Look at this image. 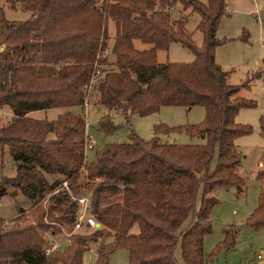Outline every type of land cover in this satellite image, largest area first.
<instances>
[{"label":"trees","instance_id":"1","mask_svg":"<svg viewBox=\"0 0 264 264\" xmlns=\"http://www.w3.org/2000/svg\"><path fill=\"white\" fill-rule=\"evenodd\" d=\"M5 2L12 10L19 4L32 18L8 21L0 1V111L13 116L0 125V146L19 162L17 176L0 182V199L16 189L32 207L0 221V264H51L48 237L65 233L72 235L56 259L61 264H83L87 250L96 245L95 264H109L120 249L128 252L129 264H179L178 249L184 264H209L205 238L219 204L210 193L220 187L243 191L237 173L242 157L235 143L251 135L252 128L236 118L242 109L256 107L236 98L248 83L231 85L216 61L225 0L207 5L199 0ZM178 4L200 15L201 47L186 30V17L172 19ZM110 20L117 28L113 47ZM136 41L149 48L137 49ZM174 43L193 53L195 61L159 63L158 53ZM91 102L111 114L99 122L106 136L121 127L112 115L129 125L132 117L164 107L201 106L206 117L201 125L156 126L148 142L133 135L130 143L105 146L90 163L84 113ZM51 110L62 114L52 121L33 116ZM260 124L264 132V117ZM170 133H186L203 143H162L159 136ZM46 176L61 178L50 185ZM84 198L100 225L91 233L84 232L85 225L75 231ZM246 224L264 229V189ZM233 245L234 232L227 231L216 250Z\"/></svg>","mask_w":264,"mask_h":264},{"label":"rangeland","instance_id":"2","mask_svg":"<svg viewBox=\"0 0 264 264\" xmlns=\"http://www.w3.org/2000/svg\"><path fill=\"white\" fill-rule=\"evenodd\" d=\"M5 8L8 21H24L32 18L31 12H24L18 4L17 10H12L0 0ZM19 2L21 0H18ZM207 5L209 0H199ZM226 13L221 20L217 38L222 42L216 51V61L228 74V82L234 86H243L236 98L252 101L256 107L242 109L236 118V123L250 126L252 134L236 140V150L241 155V164L237 173L243 179L245 187L242 192L235 188H216L210 193L219 204L213 209L210 220L212 232L205 238V254L209 264H264V229L255 230L247 226V220L259 207L261 191L264 189V132L260 120L264 117V0H225ZM186 17V30L193 36L197 46L201 47L203 35L197 30L201 17L191 10L185 11L181 4L172 12L174 20ZM117 28L112 20L108 24L110 47L116 39ZM139 50L149 48L148 45L136 41ZM2 48H0V51ZM114 57L110 58L112 62ZM161 64H191L195 61L193 53L174 43L169 51L158 54ZM62 114L61 110H51L48 113L35 115L38 119L56 120ZM111 115L109 110L95 102L87 105L84 118L87 122V132L90 139L96 142V149L87 151L88 162L95 160L96 151L111 144L130 143L135 135L140 140L148 142L154 138L156 126L166 125L169 128L201 125L205 121L206 110L197 106L192 109L184 107H164L158 113L147 117L134 116L128 125L121 118L112 115L114 122L121 126L117 133L109 136L100 131L101 118ZM6 116V115H5ZM8 117V116H6ZM6 121V120H5ZM3 121V124L6 122ZM165 144H201L202 140L191 138L186 133H170L159 136ZM19 163V162H18ZM18 163L8 150L0 148V182L17 176ZM217 164V156L214 167ZM61 178V177H60ZM59 180V179H58ZM53 181L52 178L49 179ZM14 192V191H13ZM32 201L20 191L11 193L0 199V221H11L19 215L21 209L30 210ZM94 229L85 228L84 232L91 233ZM138 232V226L132 230ZM227 231L234 232V245L217 252V247L226 240ZM72 235L65 233L56 238L48 237L49 249L55 250L49 255L51 264H61L56 259L61 256L68 246V238ZM217 253L212 258L214 253ZM261 256L263 259H258ZM99 257V247L91 246L84 256L83 264H95ZM176 257L179 264H184L181 250ZM1 260V259H0ZM109 264H129L128 252L124 249L110 255Z\"/></svg>","mask_w":264,"mask_h":264},{"label":"built area","instance_id":"3","mask_svg":"<svg viewBox=\"0 0 264 264\" xmlns=\"http://www.w3.org/2000/svg\"><path fill=\"white\" fill-rule=\"evenodd\" d=\"M108 52H105V54H107ZM6 114L4 112L0 111V125L2 124V122L5 119ZM96 147V142L92 139H90L89 137V141L87 143L86 149L87 151L89 150H94ZM63 186L65 188H68V184L64 183ZM79 205L81 207V213H80V218H79V222L76 225L75 231L79 232L82 230V228L84 227V225L88 228L91 229H97L100 227V225L97 223V221L95 220L94 217H92L89 214V206H90V202L88 199L84 198V199H80L79 200ZM55 250V248L53 249H48L47 250V255L49 256L53 251ZM258 259H263L261 256L258 257Z\"/></svg>","mask_w":264,"mask_h":264},{"label":"crops","instance_id":"4","mask_svg":"<svg viewBox=\"0 0 264 264\" xmlns=\"http://www.w3.org/2000/svg\"><path fill=\"white\" fill-rule=\"evenodd\" d=\"M158 9H160L159 7H158ZM174 10H176V8L174 9ZM174 10L172 11V12H174ZM172 15V14H171ZM185 17V16H184ZM172 19H173V17H172ZM174 20V19H173ZM171 48V47H170ZM161 52V51H160ZM168 52V51H167ZM159 54V53H158ZM5 114H6V116H8V117H10V118H12L13 116L10 114V113H8V112H4ZM46 114V113H48V112H40V113H36V114H34L33 116L35 117V115H37V114ZM38 119V118H37ZM87 134H88V132H87ZM88 136H89V134H88ZM90 137V136H89ZM0 148L1 149H3V150H8V149H6V148H2L1 146H0ZM50 178H52L53 179V181L52 182H50L49 181V179ZM58 179H60V177L59 176H46V180H47V182H48V184H53V182H55L56 180H58ZM62 180V179H61ZM16 192V191H18V190H16V189H10V194L11 193H14V192ZM26 211H28V210H26Z\"/></svg>","mask_w":264,"mask_h":264}]
</instances>
